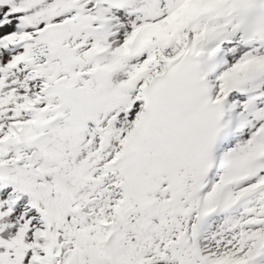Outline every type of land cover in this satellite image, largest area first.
<instances>
[{
  "label": "snow or ice",
  "instance_id": "obj_1",
  "mask_svg": "<svg viewBox=\"0 0 264 264\" xmlns=\"http://www.w3.org/2000/svg\"><path fill=\"white\" fill-rule=\"evenodd\" d=\"M0 264H264V0H0Z\"/></svg>",
  "mask_w": 264,
  "mask_h": 264
}]
</instances>
